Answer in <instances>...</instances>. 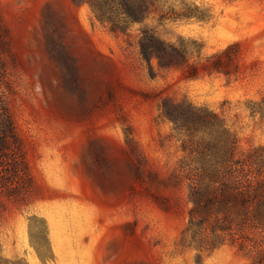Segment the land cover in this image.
I'll use <instances>...</instances> for the list:
<instances>
[{"label":"rangeland","instance_id":"1","mask_svg":"<svg viewBox=\"0 0 264 264\" xmlns=\"http://www.w3.org/2000/svg\"><path fill=\"white\" fill-rule=\"evenodd\" d=\"M164 0L161 1L163 5ZM196 4L210 22L149 19L157 36L196 40L203 55L239 43L237 78H151L134 44L100 24L83 0H0L4 100L32 177L26 203H9L0 254L24 264H197L176 247L190 204L169 184L181 152L158 119L161 97L217 113L241 151L264 145V0H165ZM131 132L142 160L126 146ZM44 225L50 259L32 241ZM34 237V238H32ZM200 264H249L225 246Z\"/></svg>","mask_w":264,"mask_h":264},{"label":"trees","instance_id":"2","mask_svg":"<svg viewBox=\"0 0 264 264\" xmlns=\"http://www.w3.org/2000/svg\"><path fill=\"white\" fill-rule=\"evenodd\" d=\"M94 18L109 33L122 36L128 46L134 27L138 54L151 78L158 71H179L186 80L222 75L237 78L240 72L239 43L221 51L203 55V45L196 40L178 38L174 43L157 36L148 20L197 21L213 19L211 11L196 4L165 7L162 0H83ZM237 1V0H226ZM0 39V54L2 52ZM4 67L0 64V75ZM5 88L0 80V228L9 203L28 201L32 177L25 163L21 144L15 131L8 106L4 100ZM158 119L171 124L167 140L178 144L181 152L169 184H185L190 208L187 223L181 230L176 247L191 250L200 264L225 246L236 249L249 264H264V145L241 151L233 132L224 120L206 106H197L187 100L177 101L161 97ZM251 114L264 115V98ZM125 133V143L134 157L141 154ZM38 230L40 241L33 239V247L42 262L50 259L44 225ZM34 238V237H32ZM22 259L10 260L0 254V264H24Z\"/></svg>","mask_w":264,"mask_h":264}]
</instances>
